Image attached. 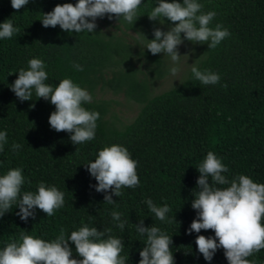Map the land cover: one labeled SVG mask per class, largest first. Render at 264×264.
Instances as JSON below:
<instances>
[{
	"label": "trees",
	"instance_id": "trees-1",
	"mask_svg": "<svg viewBox=\"0 0 264 264\" xmlns=\"http://www.w3.org/2000/svg\"><path fill=\"white\" fill-rule=\"evenodd\" d=\"M77 2L29 0L17 11L11 0H0V23L11 19L19 29L12 38L0 39V131L7 133V143L0 150V176L20 168L25 181L21 194L36 192L40 183L64 193V206L52 216L37 208L34 218L21 220L14 203L0 217V250L19 242L21 233L51 242L61 228L68 236L88 226L98 231L111 229L110 235L124 242L120 255L126 264H139L147 237L138 233L135 225L143 220L145 227L156 226L171 237L175 264H228L222 248L211 261L197 249V235L214 237L213 230L187 233L197 217L191 207L198 191L197 168L209 151L227 167L222 174L229 181L247 175L264 183V0H198L204 13H216L210 27L221 24L230 32L215 49L209 50L205 44L203 55L194 64L201 71L217 73L220 81L203 85L193 78L190 68L175 86L153 95L149 80L163 74L159 54L153 55L146 48L140 53L149 66L148 79L140 77L130 64L129 49L119 38L98 29L77 34L59 25L43 27L42 13L52 11L57 4ZM157 4L158 0H142L134 24L121 21L127 28H138L148 40L154 39L159 21H151L147 15ZM164 24L173 23L165 18ZM33 58L44 62L48 74L45 83L54 88L68 78L91 94L100 83L123 92L141 107L130 122L115 128L105 119L106 101L92 99L83 104L87 110L99 112L100 118L95 138L74 145L70 133L57 132L49 125V116L55 111L50 100L38 98L33 90L32 100L21 102L10 89L19 70H27ZM119 63L125 64L123 69L102 78L106 67ZM13 143L20 144V149L13 151ZM113 144L126 147L137 161L140 180L135 188L123 187L119 197L111 190L97 192V181L85 167L94 162L100 150ZM228 186L214 185L221 189ZM106 194H111L115 203L104 202ZM148 199L157 207L170 208L166 221L151 213ZM113 211L121 213L120 221L113 220ZM120 222H124L123 229L117 227ZM69 246L73 258H79L71 241ZM247 259L251 264H264V249Z\"/></svg>",
	"mask_w": 264,
	"mask_h": 264
},
{
	"label": "clouds",
	"instance_id": "clouds-1",
	"mask_svg": "<svg viewBox=\"0 0 264 264\" xmlns=\"http://www.w3.org/2000/svg\"><path fill=\"white\" fill-rule=\"evenodd\" d=\"M28 3L29 0H11V7L19 11ZM141 5L142 0H78L76 4H57L52 11L42 13L40 21L45 28L59 25L70 33H95V21L106 14L109 20L115 16L118 21L133 25L140 16ZM202 8L198 0H182V3L179 0H158L147 15L149 20H158L163 25L166 18L175 26L168 31L154 28V39L151 40L140 33L147 41L145 48L153 55L163 53L174 63L179 61L181 55L178 46L184 40L193 44H207L209 50L215 49L230 36V32L221 24L210 27L216 13H204ZM18 32L11 19L0 23V39H10ZM45 67L41 59H30L28 69H20L18 78L10 85L11 91L21 102L32 100L33 90L38 98L50 100L55 111L49 116V125L57 132L70 133L74 145L93 140L100 113L82 106L92 102L91 94L68 78L61 80L55 88L45 83L48 79ZM76 67L83 70L79 65ZM170 71L175 75L179 69L172 67ZM191 72L193 78L203 85H215L220 81L217 73L201 71L194 64ZM222 87L227 88V84ZM6 143L7 133L0 131V150ZM20 147V144H12L13 151ZM85 167L97 181V192L107 193L111 190L119 197L123 187L135 188L140 183L137 161L131 158L126 147L118 144L104 147L94 162ZM197 170L200 173L196 182L198 191L191 204L197 211V217L187 234L200 233L201 230L214 231V237L197 235L195 240L199 253L206 261H211L216 251L222 248L228 264H251L247 258L264 249V183H256L247 175H238L229 181L222 174L228 171L227 167L211 151ZM24 182L20 168L10 169L0 176V217L10 211L14 203L19 207L17 215L24 221L29 217L34 218V209L52 216L64 206V193L56 187L40 183L36 192L21 194ZM214 185L230 186L221 189ZM104 202L115 203L111 194L104 196ZM146 204L158 220H167L170 212L167 205L157 207L151 199ZM111 215L113 220L120 221L121 213L113 211ZM117 227L123 229L124 222ZM135 227L138 233L147 237L146 246L139 253V264H175L170 247L171 237L156 226L145 227L143 220ZM110 232L111 229L98 231L96 227L82 226L66 236L61 228L60 234L51 242L21 233L19 242L8 243L0 250V264H126V258L120 255L124 242L110 235ZM69 241L75 245L79 258H73Z\"/></svg>",
	"mask_w": 264,
	"mask_h": 264
},
{
	"label": "rangeland",
	"instance_id": "rangeland-1",
	"mask_svg": "<svg viewBox=\"0 0 264 264\" xmlns=\"http://www.w3.org/2000/svg\"><path fill=\"white\" fill-rule=\"evenodd\" d=\"M97 24L96 29L113 38H119L120 41L126 45L129 49V62L138 70V75L149 79V66L145 62L143 56L140 54L144 50L146 45L145 38L140 34V31L136 27L127 28L124 23L118 21L115 16L109 20L107 14L104 18H97L95 21ZM173 24L159 23V27L162 31H168ZM183 38V33L181 34ZM205 44H193L187 40L178 46L180 58L178 63H174L170 57L164 56L160 53L162 61L163 74L160 78L150 79L149 81V93L150 95L157 94L163 90L175 86L187 73V71L196 64L199 58L203 55ZM125 64L119 63L117 65H111L106 67L102 72V78L108 79L112 71L117 69H123ZM172 67H177L179 71L173 75L170 71ZM92 99L104 100L108 104V109L105 114V119L113 125L115 128H121L132 120L135 114L141 107V103L127 98L123 92H114L107 86L97 84L91 90Z\"/></svg>",
	"mask_w": 264,
	"mask_h": 264
}]
</instances>
